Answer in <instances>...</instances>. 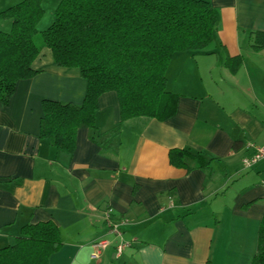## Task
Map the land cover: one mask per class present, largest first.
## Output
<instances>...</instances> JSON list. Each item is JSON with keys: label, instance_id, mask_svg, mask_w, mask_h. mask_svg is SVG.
<instances>
[{"label": "crops", "instance_id": "1", "mask_svg": "<svg viewBox=\"0 0 264 264\" xmlns=\"http://www.w3.org/2000/svg\"><path fill=\"white\" fill-rule=\"evenodd\" d=\"M20 1L0 0V11ZM208 1L211 41L175 51L165 71L166 90L179 95L175 113L121 120L116 93H102L96 127L119 124V133L103 141L80 127L70 153L40 136L42 101L80 105L86 80L41 49L32 62L39 71L0 101V247L22 226L52 221L62 244L48 264H250L264 215V158L250 168L241 160L264 146V0ZM58 2L40 0L37 29L53 21ZM10 28L0 18V30ZM172 148L211 159L186 171L169 162ZM102 238L109 245L92 258ZM120 242L128 245L116 257Z\"/></svg>", "mask_w": 264, "mask_h": 264}, {"label": "trees", "instance_id": "2", "mask_svg": "<svg viewBox=\"0 0 264 264\" xmlns=\"http://www.w3.org/2000/svg\"><path fill=\"white\" fill-rule=\"evenodd\" d=\"M42 14L40 0L0 11V18L11 19L10 30H0V101L7 104L17 81L39 71L32 62L44 47L54 65L76 68L86 80L82 103L43 100L40 119V136L69 153L80 127L91 128L92 138L103 135V141L119 133V124L104 133L96 127L102 93H116L121 120L172 116L179 95L166 90L168 62L175 51L205 47L216 20L208 0H59L53 21L38 31ZM168 158L186 171L207 168L211 159L189 148H172ZM61 244L52 221L27 224L12 244L0 247V264H48ZM250 264H264V215Z\"/></svg>", "mask_w": 264, "mask_h": 264}, {"label": "built area", "instance_id": "3", "mask_svg": "<svg viewBox=\"0 0 264 264\" xmlns=\"http://www.w3.org/2000/svg\"><path fill=\"white\" fill-rule=\"evenodd\" d=\"M262 158H264V146H257L255 147L254 151L252 154L245 156L242 158L241 163L242 166L244 168H250L252 167L254 164H256L259 160H261ZM262 184H264V181H262ZM111 223V222H110ZM110 230L113 233L116 234H120L119 228L117 226V224L111 223L110 224ZM109 245V241L107 239H98L96 241H94L91 244V248H92V253H91V257L92 258H98V256L101 254V252ZM128 243L127 242H120L116 248H115V255L116 257L120 256V254L122 253L123 249L125 248V246H127Z\"/></svg>", "mask_w": 264, "mask_h": 264}, {"label": "rangeland", "instance_id": "4", "mask_svg": "<svg viewBox=\"0 0 264 264\" xmlns=\"http://www.w3.org/2000/svg\"><path fill=\"white\" fill-rule=\"evenodd\" d=\"M44 3H46V2H44ZM46 9H47V6H46ZM51 21L52 20H50V18H47V19L45 18L43 21H41L37 30L40 31V30L45 29L51 23Z\"/></svg>", "mask_w": 264, "mask_h": 264}]
</instances>
